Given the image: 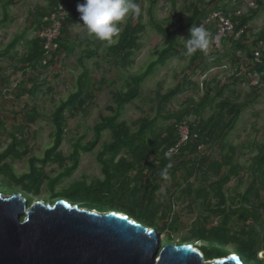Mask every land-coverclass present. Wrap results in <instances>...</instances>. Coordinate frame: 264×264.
<instances>
[{
	"label": "trees",
	"instance_id": "obj_1",
	"mask_svg": "<svg viewBox=\"0 0 264 264\" xmlns=\"http://www.w3.org/2000/svg\"><path fill=\"white\" fill-rule=\"evenodd\" d=\"M13 1L5 0L2 2L4 12ZM157 1L148 0L149 13ZM218 1L222 2L223 0H209L207 3L203 0H196L189 9L184 4L183 8L188 10V15L180 16L181 18L178 21L170 22L169 25L155 22L154 29L161 34L163 47L157 52L154 60L147 65L142 74L129 77L123 92L118 91L113 95L115 107L110 109L113 110V113L106 117H100L99 121L93 125L92 139L85 143H81V138L75 140L70 154L71 164L65 166L55 176L47 177L44 173V168L48 163L54 161L57 156V149L60 147L64 135L65 112L76 108L78 104L82 103L83 98L85 100L86 96L89 99L93 97L90 91L92 79L88 75V69L83 66V70L77 76L75 91L70 93L65 100L60 101L51 114L50 120L53 127L51 145L45 150L41 159L30 157L28 160V171L19 175L15 173L7 159L11 158V155L16 154L17 148L23 145V141L18 140L17 137L11 134V143L4 151L0 152V177L5 182L2 181L4 185L0 184V192L6 195L11 194L14 193V187H17L25 194H36L37 189L41 185L40 182L45 180L46 183L43 188L47 190L49 199H63L70 203L78 204L82 208L93 209L98 212L106 210L121 212L136 221L143 219L144 226L155 231H161V228H164L162 225L158 223L151 225L146 222L157 219V221L168 228H174L169 226L171 224L185 231L188 242L192 243L194 235L190 230L183 227L177 218H173L170 215L172 193L163 194L159 202L156 200L155 192L159 183L165 181L161 177L160 172L166 166L171 165L168 168L171 179L176 177L181 169L185 170L184 181L188 186L184 190L187 194L193 192L196 197L204 198L213 194L216 200V204L206 206L204 213L207 216L203 218V221L205 224H211V219L216 216L220 217L219 223L208 230H202L201 234L197 236L199 239L207 238L210 240L209 245L201 247L206 257L213 259L234 252L247 260L248 264H252L251 262H254V264L264 262L257 257L259 250L254 249L256 246L254 241L260 238L258 237L259 233L264 230L262 224L264 221L261 219V216L264 215L261 212L264 209V196L262 195L264 193V145L257 148V152L252 158V163L250 164L251 179L246 188L236 197L239 202V207L236 209L231 206L233 199L226 197L222 189L231 177L237 176V166L232 163L235 148L230 146L228 148L229 153L227 152L224 155L220 153L219 160L210 161L211 163L208 162L207 157H196V164L204 171V174H200L196 178L194 176L195 172L191 171L193 168H189L195 163L190 158L197 155L200 145L205 146L215 142H219L221 146L223 145L224 136L227 131L233 129L242 107L240 104L236 105L229 98L224 97L211 106V109L213 108L212 112L205 120H199L195 115L202 112L206 106L211 105L215 100L214 98L221 97L223 91L228 88L229 83L234 82L231 81L232 79L241 80L248 84L252 74L255 73L257 83L250 85V87L255 91L254 94L264 90V27L256 33L255 40L250 42L249 46L244 41L247 33L245 25L252 21L256 10L250 9L247 14L233 16L232 14L236 12V7L231 4L232 0H228V3L226 2L229 5L227 7L224 5L216 7L217 5L214 3ZM235 3H238V1H235ZM256 4L258 7H262L264 2L263 0H256ZM59 5L64 7L62 9L65 10L66 14L60 20V32L56 40L57 49L51 51L45 63H42L43 58H46L44 57V40L37 35L28 41L27 50L16 59V70L21 71L22 74H26L27 69L36 70L54 63L56 58L61 55V51H66L69 54V48L62 40L65 28L76 18V5L69 4L68 0H47L45 7H35L34 10L28 12V16L31 24L39 32L50 25L49 16L53 12V8ZM216 11L221 12L225 16L229 15L235 25L233 33L225 35L220 40L221 46L219 49L210 50L208 48L206 53L198 51L193 55H185L187 52L183 46L185 42L178 39L182 31L193 26L202 25L212 33L211 44L216 34V21L211 19L210 15ZM141 21V14L138 17L130 15L122 26L116 42L106 48L112 59L119 62L122 67L129 63V57L138 48V36L144 28ZM240 29H243V33L239 37H235L234 34ZM84 36L94 43L98 41L94 36L87 34L86 31ZM18 42L19 39L17 38L12 39L4 49L0 50V58L6 56L13 59L9 52L13 50ZM229 49L230 51H227ZM94 52L86 50L85 55L89 58L95 54ZM255 52L258 53L257 62L253 60ZM216 56L229 57L230 67L227 69L229 70L231 66L236 65L234 73L223 80L215 81L211 76H207L201 81L203 93L198 101L188 99L187 107L177 111H165L164 106L170 103L188 85L197 88V81H192L189 78V74L195 73L196 70L200 69L197 66L207 62L209 57ZM245 56L251 58V61L245 64L243 69H240L238 62L241 58H246ZM184 57H188V64L191 67L193 66L194 70L189 69V74L183 72L181 81L176 83L175 87L164 94L158 95V111L153 118L143 117L132 122L133 126L137 125L134 131L131 130L125 120L118 121L124 106L139 96L140 82L144 78L153 74L156 67L163 65L167 60L172 58L183 59ZM82 59L81 57V64H83ZM4 82H6V79L0 75V88ZM102 83H104L103 80ZM18 87L20 91L14 94L13 98L15 99L25 93L34 95L37 90L33 85L29 89H25L22 84H19ZM30 111L32 113L28 112L25 117L27 123L34 122L36 118L34 108H31ZM190 114H194L195 119L193 121L190 120L188 123L185 118ZM159 119L162 123L163 121L171 120H173V123L163 126L160 125ZM182 124L187 126L188 136L184 143L178 144L180 140L178 127ZM0 126H3L2 121H0ZM103 131L109 132L110 142L102 144V148L97 154L98 161L101 164L102 179L91 178L90 182H85L87 178L83 176L81 179L71 182L67 187L56 186L57 189H54L55 185H61L59 183L61 179L70 177L76 170L79 152L92 151L99 143ZM121 153H123V156L116 159ZM224 166L228 167L226 174L223 175L220 174V171ZM212 170L213 174L209 175ZM193 176L198 181L196 190L190 189L189 186L191 184L187 182ZM251 202L253 203L251 204ZM249 220L252 221V225L244 226L243 224ZM238 222H242V225H235ZM216 237L224 239V246H220L221 243L216 242ZM230 244L235 246L231 250L225 248V246ZM258 247L260 248L261 246Z\"/></svg>",
	"mask_w": 264,
	"mask_h": 264
},
{
	"label": "rangeland",
	"instance_id": "obj_2",
	"mask_svg": "<svg viewBox=\"0 0 264 264\" xmlns=\"http://www.w3.org/2000/svg\"><path fill=\"white\" fill-rule=\"evenodd\" d=\"M0 0V50L4 49L12 39H19L18 44L9 52L13 59L3 56L0 58V75L6 79L0 88V121L3 126H0V152L4 151L11 143V134L17 137L18 140L23 141L21 147L17 148V152L7 159L9 164L14 169L17 175L28 171V160L30 157L41 159L44 156L45 150L51 145L53 127L51 124V114L60 101L65 100L66 97L75 91L77 76L83 70V66L88 69L89 76L92 79L91 89L93 97L91 99L83 98L81 104L76 108L69 109L65 112V129L60 147L57 149V156L54 161L48 163L44 168V173L47 177H53L60 172L65 166L71 164L70 154L73 150V143L75 140L81 138V143L88 142L92 139V127L97 123L100 117H106L113 113L115 107L113 95L118 91H124L129 77L142 74L147 65L154 60L157 52L163 47V38L154 29V24L163 23L169 25L170 22H176L180 16H187L188 10H185L184 4L189 9L196 0H158L156 5L149 13L148 0H138L141 7L143 30L138 36V48L129 57L126 66L122 67L119 62L112 59L107 47L113 43L107 41H97L94 43L84 36L86 31L78 24L82 25L80 14L77 12L76 18L64 30L63 42L69 48V54L61 51V55L56 58L54 63L47 65L44 68H37L36 70L27 69L26 74L16 70V59L22 55L28 48V41L39 36L37 28L31 24L28 12L34 10L35 7H45L47 0H14L5 12L2 8ZM206 3L209 0H203ZM228 0L214 3L216 7L229 6ZM253 1V0H251ZM264 1V0H263ZM69 4L77 6L82 4L84 0H68ZM227 2V3H226ZM232 2L231 4H233ZM71 5V6H72ZM211 7V6H210ZM209 7V8H210ZM207 8V9H209ZM248 8H257L256 3L250 4L248 0H240L237 10L245 12ZM206 9V10H207ZM255 16L247 26V35L244 38L247 46L250 42L255 40V35L264 27V4L259 6L254 12ZM129 14L128 17H130ZM128 17L119 25L120 29L126 23ZM5 18V19H3ZM191 29V28H190ZM190 29L182 31L179 40L185 42L190 38ZM115 41L117 37L113 38ZM99 45V46H97ZM186 48V43L183 44ZM95 51L92 57H86L85 51ZM187 50V49H186ZM227 51H230L227 50ZM226 52V51H225ZM185 55H189L186 54ZM81 57L83 64L80 63ZM217 57V58H216ZM216 59H209L204 64H199L200 68L196 72L189 74V69L194 67L188 64V57L172 58L167 60L163 65H158L153 74L148 75L140 82V94L131 103H128L121 110L118 121L125 120L127 124L134 131L137 125H132V122L139 118L147 117L153 118L157 114L158 95L166 93L169 89L176 86L183 76V72L189 74L192 81H197V88L188 85L187 88L178 93L170 103L164 106L165 111H177L187 107L188 99L198 101L202 95V85L199 83L205 79L206 75L211 76L215 80H223L225 77L231 76L232 72L226 70L230 67L229 57H218ZM225 64V69L221 65ZM188 66V67H187ZM191 67V68H190ZM188 68V69H187ZM200 71V72H199ZM203 71V72H202ZM202 72V73H201ZM208 74H207V73ZM205 73V74H204ZM102 80L104 83H102ZM229 83L228 88L223 91L221 97L214 98L211 105L195 115L199 120H205L212 112L211 106L217 103L224 97L229 98L234 104H240L242 109L234 124L233 129L226 132L223 145L219 142L208 144L198 148L197 155L190 159L195 162L192 164L195 178L204 174L203 169L196 164L199 156L207 157L208 162L214 160L218 161L221 155L229 153V147L235 148L232 163L237 166V176L231 177L222 189L226 197L233 199L232 208H238V195L246 188L250 179V164L252 158L257 152V148L264 145V90L254 94V90L250 87L251 84L242 82L241 80H234ZM19 84H22L25 89H29L32 85L37 88L34 95L29 93L21 94L17 99L13 98L14 94L19 93ZM232 91V92H231ZM85 96V95H84ZM187 103V104H186ZM34 108L36 118L34 122H26V114L32 113L30 110ZM194 114L187 115L185 120L193 121ZM160 125L173 123L171 121H163L159 119ZM185 126L181 127L184 130ZM110 142V135L108 131H103L99 143L90 152H79L78 164L76 170L70 177L61 179V185H55L54 189L58 187H67L74 180H79L83 176L86 177L85 182H90L91 178L102 179L101 164L98 161L97 154L102 148V144ZM225 144V145H224ZM123 156L121 153L116 159ZM62 161V162H61ZM116 161V160H115ZM210 162V163H211ZM228 166L221 168L220 174H226ZM213 174V170L209 175ZM188 179L191 184L189 188L196 190L198 188V181L194 178ZM20 178V177H19ZM185 170L181 169L177 176L167 181H161L158 189L155 192L157 202L161 201L162 195L168 192L172 193V206L170 215L177 218L180 224L194 235L192 243L195 245H206L203 241L210 240L199 239L197 236L201 234L202 230H208L212 226H216L220 217H213L211 224H205L203 218L207 216L204 212L206 206L216 204L213 194L208 197H196L195 193L187 194L184 189H187V184L184 181ZM0 177V184L4 185ZM5 183V182H4ZM40 187L36 194H25L23 191L14 187V193L19 194L22 200L26 201L29 206L35 201H43L44 203H51L58 199H49L48 192L43 185L46 183L42 180ZM176 183V184H175ZM19 186V185H16ZM184 190V191H183ZM264 196V193H262ZM3 196H7L3 194ZM83 203V202H79ZM253 202H251L252 204ZM80 206V205H78ZM264 213V209H262ZM105 212V211H102ZM116 212V211H115ZM260 212V213H261ZM133 214V213H131ZM132 221H136L127 217ZM264 221V215L261 216ZM143 219L136 222L143 225ZM151 225H162L161 231L153 232L158 239L160 246L169 243L181 244L188 243L187 233L174 225H166L155 219L154 221H146ZM164 222V221H163ZM242 225L238 222L235 225ZM263 229H264V223ZM244 226L252 225V221H246ZM160 227V226H157ZM148 228V227H147ZM217 228V227H214ZM168 229V230H166ZM169 231V232H168ZM214 231V230H213ZM259 239L254 242L258 249L257 257L264 261V230L260 231ZM216 242H220V246H224V239L216 237ZM235 245L230 244L225 246L231 250ZM258 246H261L260 248ZM262 249V250H261ZM247 263V260L243 259ZM213 260L205 261L210 262ZM254 264V262H251ZM256 263V262H255ZM264 264V262L257 263Z\"/></svg>",
	"mask_w": 264,
	"mask_h": 264
},
{
	"label": "water",
	"instance_id": "obj_3",
	"mask_svg": "<svg viewBox=\"0 0 264 264\" xmlns=\"http://www.w3.org/2000/svg\"><path fill=\"white\" fill-rule=\"evenodd\" d=\"M0 264L247 263L234 252L204 258L190 242L160 246L151 228L121 212H98L63 199L27 206L19 194L0 192Z\"/></svg>",
	"mask_w": 264,
	"mask_h": 264
},
{
	"label": "clouds",
	"instance_id": "obj_4",
	"mask_svg": "<svg viewBox=\"0 0 264 264\" xmlns=\"http://www.w3.org/2000/svg\"><path fill=\"white\" fill-rule=\"evenodd\" d=\"M235 1L237 0H232V2H234L233 4L235 5L236 7L235 9L237 12L238 11L237 6L239 3H235ZM252 2L256 3V0H253ZM250 9L256 10L258 8H248L247 11L240 12L237 15L247 14ZM76 10L80 14V20L82 21V25L81 24L78 25L84 28L87 34L94 36L95 39L99 41H107L109 43L116 42L113 38L117 37L121 31L119 25L125 20L126 17L129 16V14L138 17L142 11L140 4H138L136 0H84L82 4H77ZM236 12L232 15L237 16L235 15ZM245 27L247 28L246 25ZM242 33L243 32H241V34ZM241 34H239V36ZM211 39H212V33L208 29H206L202 25H199L198 27L193 26L190 29V38L185 40L187 54L193 55L198 51L202 53H206L207 49L209 48ZM209 59L210 60L214 59V57H209ZM241 59L248 60L250 58L246 57ZM223 66H225V64L221 65V68L225 69ZM226 70L228 69L226 68ZM170 166L171 165L166 166L160 172L161 177L165 181L171 179L168 172V168ZM195 248H197L198 251L202 254L200 248L197 245H195Z\"/></svg>",
	"mask_w": 264,
	"mask_h": 264
},
{
	"label": "built area",
	"instance_id": "obj_5",
	"mask_svg": "<svg viewBox=\"0 0 264 264\" xmlns=\"http://www.w3.org/2000/svg\"><path fill=\"white\" fill-rule=\"evenodd\" d=\"M238 3L240 2V0H237ZM245 1V0H244ZM248 2L250 4H253V2L251 0H248ZM240 12L237 11L235 15L239 14ZM65 11L62 9V6L59 5L58 7H54L53 8V12L50 14L49 16V21H50V25L47 28L42 29L41 31H39V37L42 38L44 40L43 42V48H44V57L42 60V63H45V61L47 60V57H49V53L51 51H54L55 49H57V38L59 36V32H60V20L63 19L65 17ZM210 18L216 21L215 24V28H216V34L209 46V49H219L220 48V40L227 34H232L233 33V29H234V24L232 23V21L228 17L223 15L221 12H213L210 15ZM242 29H240L237 33H235V37L239 36V34H241ZM253 60L255 62L258 61V53L255 52L254 53V58ZM251 61L250 59H240L238 62V65H240V69H243V66L245 64H247L248 62ZM236 66V65H235ZM235 66H232L231 69H229L228 71H231L232 73H234L235 71ZM225 68V66H223ZM232 75V74H231ZM252 85H255L257 83V78L255 73L252 74L251 76V80L250 83ZM201 85V83H200ZM185 126L184 130H181V127ZM178 132H179V136H180V140L179 143H184L187 140V136H188V130H187V126L185 124H182L178 127ZM177 144V145H178ZM173 151V150H172Z\"/></svg>",
	"mask_w": 264,
	"mask_h": 264
},
{
	"label": "flooded vegetation",
	"instance_id": "obj_6",
	"mask_svg": "<svg viewBox=\"0 0 264 264\" xmlns=\"http://www.w3.org/2000/svg\"><path fill=\"white\" fill-rule=\"evenodd\" d=\"M203 242H204L206 245H209V243H208L207 241H203ZM214 244L216 245V243H214ZM203 246H205V245H203ZM203 246H199V245H198V247L200 248V250H201V252H202L203 257H204V258H207L206 255H205V253H204V250L201 248V247H203Z\"/></svg>",
	"mask_w": 264,
	"mask_h": 264
},
{
	"label": "bare ground",
	"instance_id": "obj_7",
	"mask_svg": "<svg viewBox=\"0 0 264 264\" xmlns=\"http://www.w3.org/2000/svg\"><path fill=\"white\" fill-rule=\"evenodd\" d=\"M209 261V260H208ZM210 262H212V261H210Z\"/></svg>",
	"mask_w": 264,
	"mask_h": 264
}]
</instances>
